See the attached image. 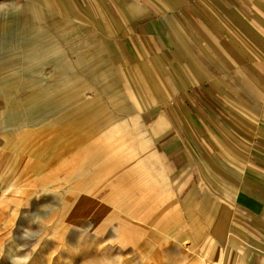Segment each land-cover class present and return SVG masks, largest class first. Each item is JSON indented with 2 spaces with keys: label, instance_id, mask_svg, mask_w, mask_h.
<instances>
[{
  "label": "rangeland",
  "instance_id": "374dc122",
  "mask_svg": "<svg viewBox=\"0 0 264 264\" xmlns=\"http://www.w3.org/2000/svg\"><path fill=\"white\" fill-rule=\"evenodd\" d=\"M28 1L0 0L14 8H0V264H264V251L245 254L264 249V240L237 235L252 229L236 211L229 231L238 246L228 250H216L224 240L210 232L192 244L180 226L203 223L192 213L169 229L172 197L183 200L195 187L199 200L210 196L223 208L234 200L223 186L214 192L210 171L234 183L229 167L220 173L193 150L192 133V151L176 159L156 134L154 111L135 120L163 89L137 81L122 49L118 6L127 0H50L52 9ZM113 72L123 94L113 96ZM169 85V94L178 90ZM126 90L142 102L128 104ZM177 106L164 105L174 130ZM187 167L182 191L167 193L164 204L160 195L151 200L154 169L174 183Z\"/></svg>",
  "mask_w": 264,
  "mask_h": 264
},
{
  "label": "crops",
  "instance_id": "0c3cea01",
  "mask_svg": "<svg viewBox=\"0 0 264 264\" xmlns=\"http://www.w3.org/2000/svg\"><path fill=\"white\" fill-rule=\"evenodd\" d=\"M48 1L28 2L52 9ZM118 7L124 25L119 39L136 80L149 88L163 89V93L147 101L146 109L133 114H137L135 120L144 118V111H154V120L160 126L156 134L162 136L164 151L172 153L173 158L184 159V152L192 151L185 143L186 135L192 133L196 145L193 150L202 153L201 158L208 159L220 173L225 172L223 167L231 169L227 177L233 185L225 184L214 170L210 171L209 183L216 186V193L223 186L234 205L231 202L222 208L210 196L199 200L194 187L183 200L171 198L173 212H165L173 215L166 221L169 229L175 227L181 216L192 213L203 223L191 224L184 219L180 224L183 231L193 233L192 244L202 240L199 232H210V238L224 240L216 244V250H228L238 246L232 242L235 238L229 231L236 211L256 234L248 228L238 232L260 235L264 240V0H127ZM0 8L4 13L14 9L10 2ZM77 10V17H88L87 10ZM115 80L113 72V96L118 91L124 93ZM169 84L178 90L169 94L165 89ZM129 99L128 104L142 102L135 95ZM173 102L178 104L176 130L170 128V111L164 109V105ZM113 116L111 110L109 119ZM115 130L110 135L116 136ZM144 166L143 162H136V169ZM180 171L182 176L174 183L166 171H161L160 176L156 169L152 171V201L160 195L164 204L167 193L183 190L190 171L188 167ZM259 250L264 251L253 246L251 253L249 250L245 254L251 257Z\"/></svg>",
  "mask_w": 264,
  "mask_h": 264
},
{
  "label": "bare ground",
  "instance_id": "6f19581e",
  "mask_svg": "<svg viewBox=\"0 0 264 264\" xmlns=\"http://www.w3.org/2000/svg\"><path fill=\"white\" fill-rule=\"evenodd\" d=\"M26 1H27V0H26ZM26 1H25V2H26ZM12 2H14V1H12ZM14 3H24V2H14ZM4 5H5V4H4ZM13 10H14V9H13ZM13 10H11V12H12ZM8 13H9V12H8ZM0 192H1V193L4 192L2 188H0Z\"/></svg>",
  "mask_w": 264,
  "mask_h": 264
},
{
  "label": "built area",
  "instance_id": "2783aa9c",
  "mask_svg": "<svg viewBox=\"0 0 264 264\" xmlns=\"http://www.w3.org/2000/svg\"><path fill=\"white\" fill-rule=\"evenodd\" d=\"M10 1H14V2H25L26 0H10Z\"/></svg>",
  "mask_w": 264,
  "mask_h": 264
}]
</instances>
